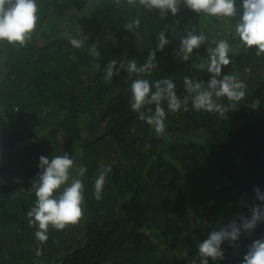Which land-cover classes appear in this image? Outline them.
Returning a JSON list of instances; mask_svg holds the SVG:
<instances>
[{"label":"trees","instance_id":"trees-1","mask_svg":"<svg viewBox=\"0 0 264 264\" xmlns=\"http://www.w3.org/2000/svg\"><path fill=\"white\" fill-rule=\"evenodd\" d=\"M37 3L36 30L47 39L31 37L25 46L0 41V264H192L198 243L233 219L239 224V217L260 203L254 188L264 192V55L257 57L255 47L239 48L223 69L247 85L239 103L218 98L228 108L223 119L193 110L190 102L188 111L171 112L164 102L166 131L157 136L130 108L136 74L121 70L105 82L107 63L116 59L118 67L121 60L136 59L143 64L164 30L169 44L156 51L157 69L142 78H171L183 98L184 76L205 83L210 78L195 67L207 57L208 45L183 62L175 33L202 30L210 40L220 37L212 30L235 46V18L197 15L183 4L177 16L161 17L158 10L146 13L138 5L117 10L112 0ZM137 15L140 28L125 29ZM76 28L88 37L82 49L68 42ZM94 42L99 58L87 50ZM149 108L154 111L155 105L143 111ZM64 152L75 161L72 176L85 186L84 214L79 226L62 231L49 226L41 245L28 223L36 201L31 185L38 179L39 157ZM81 165L87 168L83 177ZM102 165L112 171L97 201L94 181ZM262 237L264 223H258L241 234L236 247L225 241V258H209V264H241L247 246Z\"/></svg>","mask_w":264,"mask_h":264},{"label":"clouds","instance_id":"clouds-1","mask_svg":"<svg viewBox=\"0 0 264 264\" xmlns=\"http://www.w3.org/2000/svg\"><path fill=\"white\" fill-rule=\"evenodd\" d=\"M117 10L126 6L137 5L146 13L158 10L161 17L171 14L173 17L180 12L183 4L197 15L213 17L217 20H231L233 23L235 46L227 39H209L204 31L199 33L191 30L185 33H175L179 37L177 56L183 62L189 61L194 49L208 45L207 57L200 60L195 67L210 74L207 83L190 76L183 77V86L186 95L181 98L176 94V83L171 78H161L151 81L144 76H151L157 69L156 51H163L169 44L166 31L162 30L156 35L157 43L149 53L143 64H138L136 59L126 62L111 59L104 70L103 79L111 82L114 74L119 76L121 70L136 78L130 84V108L138 114V119L146 122L154 129L157 136H162L166 131V111L162 106L164 102L171 112L189 110V102L195 111H205L218 114L224 118L228 108L218 102V98L226 97L227 100L239 103L246 96V83L236 73L224 74L223 69L233 62L232 56L237 54L239 48L245 50L255 47V55H264V0H112ZM39 5L37 0H0V41L10 45L25 46L31 39V34L36 30L39 21ZM179 24V20L176 21ZM141 26V16L137 15L124 25L125 29L133 31ZM175 31V29H174ZM87 36L76 28V35L70 36L68 42L76 49L85 47ZM88 53L96 58L101 56L97 43L88 46ZM99 71V63L93 65ZM260 101L253 102L255 108ZM155 105L146 113V106ZM150 145H145V148ZM75 166L72 157L64 152L49 159L39 157L37 173L38 179L34 180L31 187L35 191L36 201L27 212L28 223L35 227V239L44 244L48 240L49 226L58 231L64 230L69 225L77 224L82 218L85 205V186L80 178L72 176L71 170ZM112 171L111 165H102L94 181L93 198L101 200L104 185L108 174ZM87 172L86 166L79 167V176ZM62 189V191H59ZM58 193V194H57ZM259 204H253L249 216H240L238 224L235 219L218 230L209 232L206 239L198 243V259L193 258L192 264H209L212 261L223 260L224 252L221 245L227 241L232 247L243 232L251 233L258 223H264V192L254 188ZM248 251L243 256L241 264H264V237L255 239L249 244ZM43 254L42 247L36 249V255Z\"/></svg>","mask_w":264,"mask_h":264},{"label":"rangeland","instance_id":"rangeland-1","mask_svg":"<svg viewBox=\"0 0 264 264\" xmlns=\"http://www.w3.org/2000/svg\"><path fill=\"white\" fill-rule=\"evenodd\" d=\"M211 33H214L215 35H218V36H220V37H223V36H227V35H224V33L222 34V33H220V32H214V31H212L211 30ZM31 37H35V39H36V41H45L47 38L43 35V34H40V32H38L37 30H35L32 34H31ZM220 37H218L217 38V40L218 39H221ZM223 39H227V37L226 38H223ZM82 219V218H81ZM81 219H80V221H81ZM78 222L76 225H80L81 224V222ZM168 252V254L169 253H171L170 251H167ZM166 252V253H167Z\"/></svg>","mask_w":264,"mask_h":264}]
</instances>
